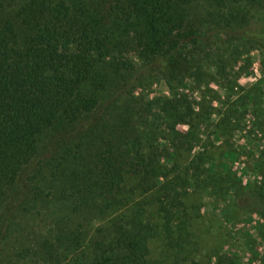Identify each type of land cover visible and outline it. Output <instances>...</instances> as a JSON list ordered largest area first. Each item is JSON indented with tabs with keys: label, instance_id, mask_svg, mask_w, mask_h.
I'll return each instance as SVG.
<instances>
[{
	"label": "trees",
	"instance_id": "1",
	"mask_svg": "<svg viewBox=\"0 0 264 264\" xmlns=\"http://www.w3.org/2000/svg\"><path fill=\"white\" fill-rule=\"evenodd\" d=\"M7 1L0 264H240L197 227L211 204L264 216V150L245 187L230 135L264 113V77L236 68L264 65V0ZM194 77L198 107L180 92Z\"/></svg>",
	"mask_w": 264,
	"mask_h": 264
},
{
	"label": "rangeland",
	"instance_id": "2",
	"mask_svg": "<svg viewBox=\"0 0 264 264\" xmlns=\"http://www.w3.org/2000/svg\"><path fill=\"white\" fill-rule=\"evenodd\" d=\"M0 5V11L3 10L5 15H13L14 3H10L7 0H0ZM256 52L251 51L247 55L250 57L249 62L245 63L240 60L236 65V68L240 71L239 82L245 85V87L257 84L264 77V65L257 55L258 52ZM199 85L200 78L194 77L190 80H185L180 90L197 107L202 101ZM210 86L214 90H219L222 95L224 94L216 81H212ZM139 91L140 93H147L143 89ZM153 91L164 93L166 88L162 84H157L154 86ZM261 101L262 109L264 110V92ZM214 105L216 106L217 102ZM249 111L250 114L248 115V112L247 118L245 117V121L243 120L242 122L244 128L233 130L230 134L235 149H244L246 151L245 153H248L242 154L233 166L237 180L242 182L245 187L250 186L254 182H261L263 177L259 169H255V159L251 158V156L257 157L260 150H264V113H257L253 106L249 107ZM218 116H215V120H217ZM181 129L185 130L186 128L181 126ZM27 188V181H22V193ZM237 203L238 205L233 212H229L227 208L223 212H217L213 204L209 205L210 208L205 206V222L197 227L199 228L197 234H201L198 236V239L202 243L203 248H205V252L214 249H217L219 252L221 244L230 239L229 244L225 247L223 246L220 251L224 249V251L238 259L240 264H259L264 259V216L260 214L262 212L258 208L246 211L239 206L242 201L237 200ZM226 213H229V219L224 218ZM203 225L206 226L207 229L204 231L207 232L203 231Z\"/></svg>",
	"mask_w": 264,
	"mask_h": 264
}]
</instances>
